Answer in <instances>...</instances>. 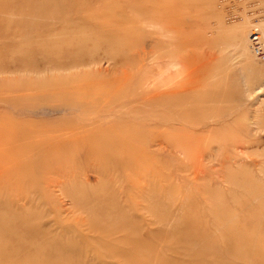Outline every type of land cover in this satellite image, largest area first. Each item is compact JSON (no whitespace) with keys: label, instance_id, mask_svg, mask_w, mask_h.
Returning <instances> with one entry per match:
<instances>
[{"label":"rangeland","instance_id":"rangeland-1","mask_svg":"<svg viewBox=\"0 0 264 264\" xmlns=\"http://www.w3.org/2000/svg\"><path fill=\"white\" fill-rule=\"evenodd\" d=\"M52 1L54 4L51 2L48 5L46 0H40L36 7L40 10L46 9L45 13L50 17L54 11L52 7L61 4V0ZM12 2L16 5L14 0ZM112 2L114 5H120L119 9L126 15L133 17L138 14V24L143 25L147 22L153 25L146 27L149 32L163 31V22L151 23L145 16L125 7V5L134 4L135 0H111ZM138 4L140 7L149 6L144 0ZM98 5L100 3L96 4ZM50 7L52 11L48 12L51 10ZM81 7L84 13L77 20H72L71 8L68 5H64L60 10L61 14L59 13L60 20H64L63 23L69 20L66 24L74 22L79 25L77 29L81 32L73 30L77 33L76 35L79 33L81 42L73 41L74 45L70 46L73 54L66 57L68 61L81 62L82 65L76 69L46 73V77L59 76L66 81L49 87L52 91L49 94L57 97L37 102L41 108L37 111L35 118L30 117L33 122L43 121L47 125L55 126L52 129L55 131L48 129L45 131L43 136L49 135L50 139L40 142L41 146L48 144V147L59 148L66 143L78 145L81 140L88 139L87 129L99 127L107 130L114 123H118L121 116L120 105L115 106V109L111 107L113 98L110 93L111 88L114 93L119 85L124 83L120 68L121 61H119L123 59V53L121 52L122 56H116L115 53L120 52L115 51L117 48L114 45L109 46V43L90 34L92 31L96 32L97 18L90 17L92 4H82ZM255 13H264V0H173V39L176 38L173 44L152 39L145 45L147 49L156 42H158L157 46H160L155 56L145 62L146 66L142 73L147 78L153 76V79L151 81L148 79L143 89H151L156 85L163 92L173 89L176 92L173 93V116L181 112L183 114L196 112L195 120H201L202 115L206 116L202 123L203 127L201 126L202 128L197 131L209 137L201 145L206 147L201 158L202 164L195 159H184L183 153L179 151L173 153V147L160 139L152 146H141L143 151L146 148L156 153L160 151L154 159L144 162L146 166L144 169H154V165L150 163L159 161L157 165L159 171L165 174L164 176L170 175V178L157 179L151 176L143 178L139 174L141 170L127 171L123 179L113 181L110 178L107 188L103 189L96 170L101 166L94 162L95 159L86 160L85 149H80L75 155L76 163L60 166L61 160L64 159L62 154L50 157L49 164L39 166L38 170L45 176L32 180L34 190H26L29 196L25 194V190H19L18 193L10 194L9 198L8 191L0 189V201L9 204L13 202L14 207L17 208L26 202V198L31 197L33 205L31 203L32 209L29 210V214L34 219L35 227L41 230L50 228L51 232H55L66 241L82 242L86 252L82 255L84 261H91V252L97 250L106 257L105 264H125L121 251L144 246L148 255L141 253L144 257L139 255L138 264H169L172 261L174 263V260L186 263L191 260V255L197 250L191 252L184 238L188 234H194L198 229L201 230L199 233L203 234L204 228L210 226L212 227L209 235L211 239H218L223 244L220 226L214 223L216 214L230 213L234 220H238L242 213H248L245 210L236 211L237 203L246 195L241 192L240 187L227 179V171L230 169L236 171L242 167L247 169L246 166H248L250 173L255 174L257 182H262L264 186V175H261L260 171L261 168L264 170V62L256 60L249 46V33L256 17ZM46 15L44 19L41 18L43 23L47 20ZM70 30L72 29L67 31ZM172 48L175 51L173 63L160 59L159 54ZM158 73H163V76L159 78ZM42 74L40 76L32 74L31 78L41 81L45 78ZM28 78L21 73L10 75L0 73V84L8 82L9 85L16 79L29 82ZM129 85H134V81ZM259 91L262 93L256 95ZM32 93L35 92L32 91ZM52 99H57V102ZM60 100L68 106L57 112L52 111L61 105ZM78 102L81 105H78ZM73 108H84L85 114L71 110ZM97 109L101 114L99 119L95 117ZM136 109H140V106ZM161 112L166 116L170 115V110L167 108L161 109ZM0 116V126L4 124L6 129H10L14 123L21 125V119L28 118L16 115L13 110L4 105H0ZM130 120L137 122L135 119ZM253 124H257L256 128H258L255 134L252 130ZM240 126L248 127L249 131L240 132ZM81 127L82 129H79ZM225 127H231L232 132L236 130L239 132H234L236 139L242 140L239 147H225V149L217 143L218 133L226 134ZM166 128L167 126L159 125L154 131L162 138L165 135L173 137V131ZM0 129L4 128L0 127ZM76 129L79 134L75 138L71 135L64 136L60 140L54 138L56 137L54 135L69 134ZM3 134L0 132L1 141L5 140ZM99 135L101 134L95 131L90 137L94 139ZM104 136L112 137L114 134L110 132ZM39 137L37 141H40ZM41 151L42 149L39 148L37 154ZM6 153L7 150L0 144V188L6 185L9 174L12 176L22 173L20 169H16V166H12L10 161L5 160ZM173 154L177 159L173 157ZM132 158L137 161L138 156L133 155ZM214 158L218 161H213ZM182 159L184 160L181 164L179 161ZM180 168H182L181 171H179ZM71 173L75 176L74 181L63 176ZM195 173L201 176L200 179L194 178ZM26 175L29 177L28 173ZM203 176L206 178H202ZM14 178L15 176L10 177V181H14ZM47 181H57L60 187L49 189L45 184ZM68 189L71 192L81 191L85 194L97 195L105 201L114 200L132 222V226L128 228L132 246H124L120 243L121 233L107 239L103 233L92 230L86 221L89 218L88 214L74 206L70 196L65 192ZM151 208L162 209L164 215L154 216L150 211ZM263 215L264 213L260 211V216ZM165 218H167L166 224ZM192 221H197L196 227L188 225ZM102 224L107 225V222L104 221ZM207 239L206 237L205 240ZM197 242L193 244V250L199 249L201 243L199 238ZM108 246H111L114 252Z\"/></svg>","mask_w":264,"mask_h":264},{"label":"bare ground","instance_id":"bare-ground-1","mask_svg":"<svg viewBox=\"0 0 264 264\" xmlns=\"http://www.w3.org/2000/svg\"><path fill=\"white\" fill-rule=\"evenodd\" d=\"M12 1H0V73L9 75L21 73L29 77L30 81L22 82V80L16 79V81L10 82L9 85L8 82L0 84V105L10 108L16 115L28 117L21 119V125L14 123L10 129H6L4 124L0 126L4 128L0 129V132L4 133L3 136H5V140L7 139L6 141L0 140V144L7 150L5 160L10 161L12 166H16V169H20L22 172L12 175L15 176L14 181H10L12 176L9 174L6 185L4 184L0 188L8 191L9 194L6 193L9 198L11 197L10 194L18 193L19 190H25V194L29 196L26 190H34L32 180L45 176L44 173L38 170V167L49 164L50 157L64 154L60 166L70 165L77 162L75 155L77 150L80 149H85L86 160L95 159L94 162L101 166L100 169L96 168V170L100 176V186L103 189L107 188L110 178L113 181L123 179L127 171L141 170L139 174L143 178L150 176L157 179L170 178V175L164 176L165 174L163 175L159 171V166H157L159 161L150 163L154 165V169H144L146 161L154 159L160 151L156 153L149 148L143 151L141 146H152L160 139L173 147V153L179 151L183 153L184 159H195L199 164H202L201 158L206 147L201 145L209 137L197 131L203 127L202 123L206 116L202 115L201 120L194 119V116H197L196 112H186L184 114L181 112L173 116V93L175 92L173 89L163 92L156 87L157 85L151 89H143L145 82L148 79L149 81L153 79V76L147 78L142 73L146 66L145 62L155 56L156 50L160 46H157L158 42L148 49L145 48V45L152 39L168 41L172 44L176 39H173V0L169 2H167L168 0H144L149 5L148 7H140L138 3L141 0H135L134 4L125 5L134 12L145 16L151 23L159 24L163 22V31L157 33L149 32L146 29V27L153 26L147 22L143 24L144 26L138 24V14L133 17L126 15L125 12L119 9L121 6L114 5L111 0H61V4L52 7L54 11L51 7V10H47L48 12L52 11L50 17L46 15V9L40 10L36 7L40 0H14L16 5H13ZM46 1L48 5L51 2L53 3L52 0ZM98 3L100 5L96 6ZM80 4H92L90 17L92 19L97 18L96 32L89 31L90 34L97 36L103 42L109 43V46L113 47L114 45L117 48L114 50L120 52L115 53L116 56H122L121 52L123 53V59H119V61H121L120 68L124 83L119 85L114 93L111 88L110 93L113 98L111 102L113 106L111 107L115 109V106L120 105L119 112H121V116L119 122L114 123L107 130L99 127H97L99 130L97 128L87 129L88 139L81 140L78 145L73 146V143H66L59 148L48 147V144L47 146H41L40 142L50 139L49 135L43 136L45 131L47 129L55 131L52 130L55 126L47 125L43 121L33 122L30 117L35 118L37 111L41 108L37 102L57 97L49 94V92H52L49 87L60 85L66 81L59 76L46 77V73L48 71L54 73L60 70L76 69L79 65H82L81 62L68 61L66 57L73 54L70 49V46L74 45L72 42H81L79 33L76 35L77 33L73 30H79L77 29L79 25H76L73 21V23L66 24L69 20L67 22L65 20V23H63L64 20L61 21V17L59 18L60 10L64 5L71 8L72 20L82 17L84 9ZM44 15L47 16V20L43 23ZM41 18L43 19L41 20ZM48 19L50 20L48 21ZM68 29L72 30L68 32ZM173 52H175L173 48L168 49L163 54H159V57L173 63L175 57ZM32 74L38 76L42 74L45 78L36 81L31 78ZM157 76L161 78L163 73H158ZM133 81L134 85H129ZM32 91L35 93H32ZM261 93L262 91H259L256 95ZM170 98L172 99L168 100ZM52 100L57 102V99ZM60 102L61 105L52 111L57 112L68 106L62 100ZM99 104L97 105L99 106ZM78 105L81 104L78 102ZM138 106H140V109H136ZM165 108L170 110V115L166 116L161 112V109ZM71 110L79 114H85L84 108H73ZM95 113L96 118H101L99 109L95 110ZM130 119H135L137 122ZM159 125L167 126L166 130L173 131V137L165 135L162 138L160 134L158 136L154 130ZM253 125L252 130L255 134L258 128H256L257 124ZM95 126L98 125L95 124ZM79 129H82V127ZM225 129H227L226 134H223L222 131V134L218 133L219 140L217 143L221 148L222 146L223 148L239 147L242 140L240 142L235 137V133L239 132L237 130L234 131L235 133L232 132L231 127H225ZM239 129L243 133L246 130L249 131L246 126H240ZM95 131L101 135L91 139L90 136L94 135ZM110 132L114 136H104V134H110ZM78 134L79 132L76 129V131L73 130L69 134L54 135L56 136L54 138L60 140L67 135L75 138ZM147 135L151 137L147 138ZM38 137L40 141H37ZM39 148L42 151L37 154ZM133 155L138 156L137 161L133 160ZM173 157L177 159L174 154ZM184 159L178 161L182 164ZM214 160L218 161L217 158H214ZM64 161L65 163H63ZM246 167L247 169L242 167L236 171L230 169L226 175L227 179L240 187L241 192L246 195L237 203L236 211L243 212L245 210L248 213H242L238 220H234L230 213L218 212L214 223L220 226L223 244L218 239H211L209 236L210 228L212 230L211 226L209 228L205 227L203 234L199 233L201 230L197 228V232L188 234L184 238L191 252L197 250L195 254L191 255V260L186 263L174 260V263L172 261L169 264H264V215L260 216V211L264 213V186L262 182H257L255 174H251L248 166ZM181 170L182 168L179 171ZM260 171L262 172L261 175H264L262 168ZM58 172L63 171L58 170ZM63 176L72 181L75 179L73 173ZM193 176L195 179L201 177L198 173ZM202 178H206V176ZM45 184L49 189L60 187L57 181H47ZM61 190L64 189L61 188ZM65 192L70 196L75 207L88 214L89 218L86 221L92 230H98L107 239L121 233L120 243L124 246L131 245L128 228L132 226V222L125 216L124 210L114 200L111 202L105 201L97 195L85 194L81 191L71 192L69 189ZM25 200L26 202L17 208L14 207L13 202L9 204L0 201V264H105L106 257L97 250L91 252V261H84L82 255L86 252L82 242L66 241L55 232H51L50 228H48L49 230L36 228L33 223L34 219L29 214V210L32 209L31 203L33 205L32 199L29 197ZM150 211L154 216L162 217L164 215L162 209L151 208ZM201 219L205 222L203 218ZM104 221L107 222V225L102 224ZM166 222L167 218L164 219L165 224ZM196 222H189L188 225L195 226ZM224 224L226 225L224 226ZM206 237L207 240H205ZM198 238L201 242L199 249L193 250V244L198 243ZM108 247L114 252L111 246ZM141 253L148 255L144 246L121 251L124 261H126L125 264H138L139 255L144 257Z\"/></svg>","mask_w":264,"mask_h":264},{"label":"built area","instance_id":"built-area-1","mask_svg":"<svg viewBox=\"0 0 264 264\" xmlns=\"http://www.w3.org/2000/svg\"><path fill=\"white\" fill-rule=\"evenodd\" d=\"M255 15L256 17L249 33V46L256 60L264 62V13H255ZM232 17L237 18V16Z\"/></svg>","mask_w":264,"mask_h":264}]
</instances>
